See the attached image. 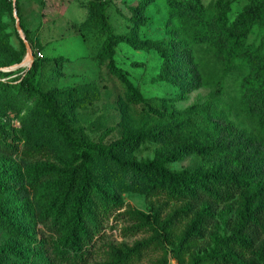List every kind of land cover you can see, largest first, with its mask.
<instances>
[{
	"label": "trees",
	"instance_id": "16d2710c",
	"mask_svg": "<svg viewBox=\"0 0 264 264\" xmlns=\"http://www.w3.org/2000/svg\"><path fill=\"white\" fill-rule=\"evenodd\" d=\"M107 1L89 0L81 4L86 16L78 27H84L89 21L96 22L102 42L95 58L105 61L107 73L122 85L126 103L142 104L146 100L128 79L126 71L116 65L113 58L116 44L156 51L162 60L161 79H166L164 74L175 58L187 54L188 58H181L182 65H190L196 39L202 36L210 21H215V29L223 34L229 46L228 52L221 41L216 47L217 57L226 58L215 82L216 92L220 91L221 79L226 73L240 75L236 107L252 124V129L242 131L233 125L227 112H215L202 105L188 119L174 116L167 124L134 131L127 129L109 143L103 142V136L94 141L74 121L72 103L59 97L54 86L49 88L45 106L51 125L67 143L71 154L67 158L56 155L60 166L47 171L31 167L26 178L20 172L14 178L0 173V264H130L140 259L151 244L163 248V242L170 245L177 264H264V54H255L261 78H252V71L235 62L240 55L247 66L250 62L252 51L242 50L240 45L250 22L264 24L263 0L245 4L233 19L228 15L230 0H219L211 18L206 17L200 0L184 3L170 0L171 9L177 3L183 5V14L177 16L178 35L168 39H141L133 30L114 33L105 18ZM138 9L132 10L130 22L134 27L141 24ZM21 29L26 32L22 26ZM33 58L17 82L25 90H32L40 68L35 54ZM20 61L17 59L14 63ZM59 64L55 60L54 66ZM94 65L96 69L92 68L84 80L68 90L73 96L82 97L85 91L96 87L99 69ZM186 78L185 87L180 86V96L196 87L192 68H188ZM252 89L257 98L249 102L250 97H244L243 92L250 90L252 97ZM147 105L153 113H160L154 104ZM150 144L157 146L151 158L140 162L131 158L124 162L131 176L137 177L144 187L152 211L144 213L124 205L110 190L100 171V159L119 163L117 152L132 153ZM0 145L13 147L4 141ZM43 148L30 147L28 151L36 153ZM252 149L257 156L254 161ZM13 150L17 151V146ZM47 152L55 154L50 149ZM187 156L197 159V164L178 169L171 166ZM170 205L174 207L169 208ZM122 208L120 217L133 222L126 228L128 232L149 230L152 234L131 246L111 245L105 259L95 262L92 239L101 237L104 223ZM222 213L230 214L223 220V232L210 230L213 220ZM38 223L49 232L48 235L43 232L39 240L34 234ZM179 224L182 228L176 232ZM199 243L202 248L198 247ZM161 261L166 262V254Z\"/></svg>",
	"mask_w": 264,
	"mask_h": 264
},
{
	"label": "rangeland",
	"instance_id": "374dc122",
	"mask_svg": "<svg viewBox=\"0 0 264 264\" xmlns=\"http://www.w3.org/2000/svg\"><path fill=\"white\" fill-rule=\"evenodd\" d=\"M88 1L0 0V144L4 141L13 146L4 148L0 145V173L3 176L14 178L20 172L26 178V172L31 167L37 166L47 171L60 166L56 155L67 158L71 154L67 143L54 131L45 106L48 89L53 86L59 91V97L72 103L74 121L84 135L94 141L103 136V142L109 143L119 138L127 129L134 131L167 124L174 116L188 119L202 105L209 106L215 112H227L233 125L242 131L249 132L252 129V124L239 114L236 107V100L240 95V75L226 73L221 79L220 91L216 92L215 82L222 73L221 66L226 62L225 57H217L216 47L221 41L228 52L229 46L225 43L223 34L215 29V21H210L202 36L196 39L193 56L189 59L190 65H182L181 58H188L187 54L175 58L171 68L164 74L166 79H161L162 60L156 51L134 50L126 44H116L113 49L116 65L126 71L128 79L146 100V103L131 104L124 100L123 87L119 81L107 73L105 61H97L95 58L102 42L95 27L96 22L89 21L84 27H78L86 16V9L81 4ZM169 1L108 0L105 5L106 22L114 33L133 30L141 39H168L171 35H178L177 16L183 14V5L177 3L171 9ZM180 1L184 3L186 0ZM200 1L205 6L206 17L211 18L219 0ZM254 2L256 0H230L229 11L227 10L230 19L239 14L245 4ZM262 5L264 7V0ZM134 8H139L141 19V24L137 27L130 22ZM15 17L26 32L22 29L20 33L17 31ZM21 35L25 36L33 55H36L40 63L32 82V90H25L17 85L23 70L32 63L25 61L27 50ZM263 37L264 24L250 22L249 30L240 45V49L252 51L250 62L247 66L242 55L235 59L243 69L252 71V78L262 76L255 54H264ZM17 59L21 61L14 63ZM55 60L60 63L58 66H54ZM94 64L99 69L96 87L85 91L82 97L73 96L68 90L84 80L92 68L96 69ZM188 68H192L195 73L196 87L180 96L179 89L186 85ZM250 93V90L243 92L244 97H250L249 102L257 98L256 91L252 89V97ZM148 102L154 104L160 113L150 111ZM191 125L188 124L189 127ZM16 146L17 151L13 150ZM30 147L44 148L36 153H29ZM156 147L150 144L132 153L117 152L115 156L119 163L108 158L100 159V171L110 190L124 205H131L144 213L152 212L144 187L137 177L131 176L124 162L131 158L138 162L149 159ZM48 149L55 154L47 152ZM255 158V149H252V160ZM196 164L197 159L187 156L171 166L178 169ZM173 207L170 205L169 208ZM168 209L164 208L165 211ZM123 210L124 208L113 212L104 223L101 237L92 239L95 242L92 256L95 262L105 259L106 251L111 245L122 243L131 246L135 241L151 236L149 230L128 232L126 228L133 225V222L120 217ZM228 216L230 214L224 213L217 216L209 229L222 233L223 220ZM181 228L182 224H179L176 232ZM43 232L49 234L40 223L36 224L34 234L38 240ZM199 244L198 247L202 248V244ZM163 246L166 252L151 244L140 259L133 260L130 264H177L170 245L163 242ZM193 251L196 253L198 248L195 247ZM164 254L166 262L161 261ZM185 259L187 260V255Z\"/></svg>",
	"mask_w": 264,
	"mask_h": 264
},
{
	"label": "water",
	"instance_id": "95a60500",
	"mask_svg": "<svg viewBox=\"0 0 264 264\" xmlns=\"http://www.w3.org/2000/svg\"><path fill=\"white\" fill-rule=\"evenodd\" d=\"M15 26H16L17 31L20 33L21 32L20 21H19V19L17 17H15ZM21 38H22V41H23V43L25 45V48L27 50V55H26L25 61L30 64L31 61H33V59H34L32 50H31V48H30L25 36L21 35Z\"/></svg>",
	"mask_w": 264,
	"mask_h": 264
},
{
	"label": "built area",
	"instance_id": "2783aa9c",
	"mask_svg": "<svg viewBox=\"0 0 264 264\" xmlns=\"http://www.w3.org/2000/svg\"><path fill=\"white\" fill-rule=\"evenodd\" d=\"M39 55V54H38Z\"/></svg>",
	"mask_w": 264,
	"mask_h": 264
}]
</instances>
